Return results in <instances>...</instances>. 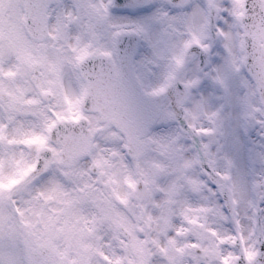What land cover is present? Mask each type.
<instances>
[{
    "label": "snow or ice",
    "instance_id": "6c2138e0",
    "mask_svg": "<svg viewBox=\"0 0 264 264\" xmlns=\"http://www.w3.org/2000/svg\"><path fill=\"white\" fill-rule=\"evenodd\" d=\"M166 2V7L156 0L137 4L153 8L154 14L145 21L118 24L114 9L128 5L116 0H56L54 8L53 0H28L21 9L22 25L18 21L6 34L0 30V264H187V257L194 264H208L207 258L213 256L215 264H264V217L260 216L264 209H253L251 226L244 231L240 220L234 219L236 231L227 237L199 223L200 214L206 218L216 211L227 222L224 207L230 205L234 211L239 201L238 182L232 177L234 161L219 156L223 145L212 151L216 141L211 138L223 127L225 105L212 108L211 95L196 94L207 77L222 93L215 99L222 100L233 96L232 85L238 81L243 91H237L235 99L238 115L247 125L245 135L257 125L264 128V0ZM154 25L160 26L155 41ZM125 35L144 39L157 60L167 61L162 82L145 92L152 98L171 92L168 106L155 114L139 107L140 98L126 96L117 104L110 95L117 81L123 83L126 62L140 63L135 52L120 48ZM163 37H168L170 47H159L167 44ZM101 38L109 45L97 46L95 41ZM216 41L224 52L214 54L220 57L219 64L212 60ZM194 49L208 57L205 64H212L211 72L181 78ZM98 58L99 71L95 65L89 70V62ZM49 98L56 101L51 108L54 119L45 125L49 132L60 124L89 125L87 134L66 136L60 149L65 158L57 163L73 167L99 147L94 143L98 134L126 140L124 147L137 161L140 178L125 181L130 191L116 195L118 203L101 202L86 185L74 189L75 195L55 182L34 196L22 188L36 165L18 149L35 147L56 154L48 148L47 136L26 131V122L20 119L40 117L41 105ZM89 104L88 110L97 113L95 127L85 114ZM177 110L184 120L180 132L171 137L150 134L157 119L179 123ZM259 135L264 138V132ZM196 137L201 138L199 148ZM204 137H209L207 142ZM189 139L191 144L182 143ZM169 149L175 151L171 163ZM153 152L157 158L150 160ZM102 166L97 162V167ZM196 167L200 172L194 177ZM161 177L167 182L161 183ZM189 193H207L202 197L206 204L194 206ZM217 193L225 198L223 205L219 199L213 201ZM130 199L136 202L132 210ZM260 199L264 201V196ZM201 230L219 240L220 250L202 245Z\"/></svg>",
    "mask_w": 264,
    "mask_h": 264
},
{
    "label": "clouds",
    "instance_id": "9594fccd",
    "mask_svg": "<svg viewBox=\"0 0 264 264\" xmlns=\"http://www.w3.org/2000/svg\"><path fill=\"white\" fill-rule=\"evenodd\" d=\"M115 17L116 15H114ZM216 52L224 55L219 41H216L212 48L213 64L222 62L220 57L214 55ZM236 52L239 55L240 49L238 46ZM50 54L55 56L56 52L52 51ZM207 59L208 57L199 49H194L181 73V78L203 76L205 72H211L212 64H205ZM93 65H95V62H92ZM170 98L171 92L168 96L156 98L154 106L162 108L168 104ZM55 104L56 101L51 98L45 100L40 108L42 115L38 118L34 117V120H28L25 123L26 131H35L47 136L48 148L55 149L56 154L54 155L52 151L47 149L37 151L35 147L21 146L18 152L23 151L26 161L36 165L35 170L26 178L22 188L27 189L34 196L37 192H46L55 182L61 185L66 192L75 195L74 189L86 185L87 190L94 193L101 202L108 204L118 203L116 195L124 196L130 191L125 181L129 178L133 180H139L140 178L137 161L133 159L128 149L124 147L126 140L105 139L107 133L98 134L94 143L98 144L99 147L93 148L89 155L80 158L73 167L69 168L67 165L57 163L58 160L65 158L60 154V149L66 136L73 133L79 135L81 131L87 134L89 125L87 122H82L80 126L60 124L49 132L45 125L54 119L51 116V108L55 107ZM90 108L91 104L86 106L85 114L92 121V126L95 127L97 113L89 111L88 109ZM109 110L111 109L109 108ZM177 111L179 123L170 122L161 129L162 134L173 132L177 126L184 124L182 114L179 113V110ZM144 114L148 115L149 113L146 111ZM97 162L103 166L97 167ZM141 163L143 162L141 161ZM27 194V192L22 193L24 196ZM135 204L136 202L130 199L129 210L134 209Z\"/></svg>",
    "mask_w": 264,
    "mask_h": 264
},
{
    "label": "flooded vegetation",
    "instance_id": "af4514ba",
    "mask_svg": "<svg viewBox=\"0 0 264 264\" xmlns=\"http://www.w3.org/2000/svg\"><path fill=\"white\" fill-rule=\"evenodd\" d=\"M15 0H0V30H2L5 34L8 32L10 28L15 29L16 28V22L19 21V7L18 5H15ZM71 0H64V3H70ZM52 7H56V4L52 5ZM126 11L127 10H114V14L116 17L114 18L115 21L118 24H122V22H127L126 17ZM97 46H108L110 41L105 40L103 38L95 41ZM139 70L141 72L142 78L144 82L149 87H156L158 82L157 77L149 78L148 77V71H147V65L144 64L141 60L139 63ZM38 75V73H37ZM194 78V77H193ZM212 83L214 86L212 80L210 78H204L199 88L196 90L197 96H199L201 93L204 95V92L200 91L199 89L204 86L208 81ZM216 87V86H215ZM222 93L220 92V95ZM225 99L218 100L220 104L225 105L224 109V121H223V127L215 134L213 139L216 141V143H213L212 145V151L215 152L216 148L219 145H223V148L221 149L219 156L224 157L225 155L228 156L229 151L231 153L233 152V149H236V151L232 153V157L234 160L235 166L233 167V170L235 173H244V174H250L255 177H257L258 181L260 183L264 184L263 177H264V138L259 135L260 132H264V128H260L259 125H257L255 128L250 129L249 134L246 136H243V129L240 125V119L238 115V110H235L233 113H231V116H229L228 104L225 102ZM30 116V115H29ZM28 116V117H29ZM26 117V116H22ZM223 133L221 135L220 133ZM225 134H228L229 137L232 140L231 145H225L224 138ZM195 142L197 144V147L199 148L201 143V138L196 137ZM205 142L209 139V137L203 138ZM192 142L188 143L187 145L191 144ZM175 156V151L172 150V153L170 155L169 162H172V158ZM152 160H155L157 158V155L154 154L152 157ZM223 163V161H221ZM200 169L198 167L194 168L192 170L193 176H197L199 174ZM167 177L164 178L161 183L167 182ZM166 180V181H165ZM202 196L207 195V193L201 194ZM213 201H215V198H213ZM216 216V214H213L212 217ZM205 224L206 228L208 226V222L203 223ZM204 234L205 240H211L214 238H211L209 233L206 230H201ZM208 260H213V257L207 258Z\"/></svg>",
    "mask_w": 264,
    "mask_h": 264
},
{
    "label": "rangeland",
    "instance_id": "374dc122",
    "mask_svg": "<svg viewBox=\"0 0 264 264\" xmlns=\"http://www.w3.org/2000/svg\"><path fill=\"white\" fill-rule=\"evenodd\" d=\"M158 33H160V28H157V27L153 26L152 35H153V37L155 39L158 38ZM259 195L262 196V192L261 191H259ZM236 198L239 201V204H238V207H237V210H238L237 219H239L240 222H241V229L240 230L244 231L245 229H247V228H249L251 226V221H250L249 217L253 216L252 210H253L255 204L253 205V203L251 202V206L249 205V201L252 200V196L243 187L242 188L238 187ZM263 209H264V203H263ZM263 217H264V212H263ZM227 223H228V221H227ZM216 228L219 231V234L221 236L227 237V236L230 235L231 229H230V227L228 229L227 226L224 223H223L222 226L218 225ZM215 240H216V242L219 243V240H217V239H215ZM223 251L225 253H227V251H228V246L227 245L223 246ZM201 263L204 264V262H201Z\"/></svg>",
    "mask_w": 264,
    "mask_h": 264
}]
</instances>
